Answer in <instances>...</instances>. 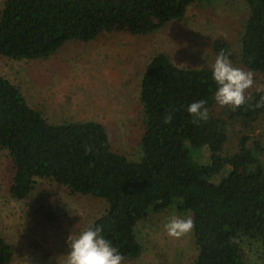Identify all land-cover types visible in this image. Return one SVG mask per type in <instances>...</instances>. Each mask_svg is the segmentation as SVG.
I'll return each mask as SVG.
<instances>
[{"label": "trees", "instance_id": "obj_1", "mask_svg": "<svg viewBox=\"0 0 264 264\" xmlns=\"http://www.w3.org/2000/svg\"><path fill=\"white\" fill-rule=\"evenodd\" d=\"M204 1L208 0H3L0 57L47 58L68 42L87 43L110 32L108 23L115 17L133 22L131 34H149ZM245 3L238 59L247 71L264 74V0ZM213 47L217 53L229 51L224 39H216ZM215 89L211 68L180 67L169 54L155 53L140 78V155L132 159L114 150L104 124L51 123L16 84L0 75V149L7 151L12 164L10 196L22 200L37 179H45L72 194L103 200L106 207L91 223L99 225L102 235L128 260L143 251L137 224L174 205L190 213L194 222V264H245L244 240L259 243L264 251V142L248 134L264 111V106L256 107L264 87L246 95L241 106L226 105L218 112ZM197 100L206 102V121L186 111ZM237 127V148L221 159L232 168L241 167L242 173L236 184L222 187L212 180L219 169L200 163L198 155L202 149L222 153L230 130ZM185 145L189 151L183 153ZM195 168L200 171L197 176L189 173ZM12 260V245L0 236V264Z\"/></svg>", "mask_w": 264, "mask_h": 264}, {"label": "rangeland", "instance_id": "obj_2", "mask_svg": "<svg viewBox=\"0 0 264 264\" xmlns=\"http://www.w3.org/2000/svg\"><path fill=\"white\" fill-rule=\"evenodd\" d=\"M246 13L245 0H208L190 5L182 18L145 35L129 33L133 22L115 17L109 20L110 32L87 43L68 42L47 58L0 57V75L16 84L49 122L98 121L108 129L114 150L136 159L142 131L139 83L149 59L165 52L177 66L211 68L218 54L213 43L220 38L228 43L226 54L233 66L247 71L238 59V32ZM161 20L162 16L154 18L155 23ZM263 87L264 74H253L245 96ZM224 106L216 102L214 109L218 112ZM238 130H230L222 153L202 149L198 155L200 163L219 169L212 180L222 187L236 184L241 177V167L232 168L221 159L236 150ZM248 134L264 142V111ZM181 151L188 152L189 146ZM261 162L264 164V156ZM12 173L7 151L0 149V236L12 245L11 264H64L67 236L85 229L103 212L105 202L72 194L67 187L45 179H37L28 197L15 200L9 194ZM189 173L197 176L200 171L195 168ZM173 215L191 216L168 205L141 220L136 234L142 254L137 259H123L121 264H194L197 252L191 231L177 238L162 227ZM242 247L245 264H264L259 243L246 239Z\"/></svg>", "mask_w": 264, "mask_h": 264}, {"label": "clouds", "instance_id": "obj_3", "mask_svg": "<svg viewBox=\"0 0 264 264\" xmlns=\"http://www.w3.org/2000/svg\"><path fill=\"white\" fill-rule=\"evenodd\" d=\"M211 78L216 84L214 100L221 106L239 107L248 99L245 91L253 84V74L233 66L230 56L221 50L211 65ZM204 100L191 102L186 111L196 120L206 121L208 109ZM264 106V95L256 107ZM170 117H166V120ZM164 231L172 237H180L194 227L191 216L173 215L163 224ZM67 251L64 264H121L123 254L102 235V229L94 222L76 234L66 238Z\"/></svg>", "mask_w": 264, "mask_h": 264}]
</instances>
